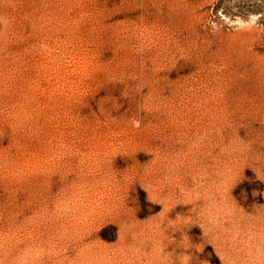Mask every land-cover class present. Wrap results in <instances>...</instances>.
I'll list each match as a JSON object with an SVG mask.
<instances>
[{
    "label": "rangeland",
    "instance_id": "obj_1",
    "mask_svg": "<svg viewBox=\"0 0 264 264\" xmlns=\"http://www.w3.org/2000/svg\"><path fill=\"white\" fill-rule=\"evenodd\" d=\"M0 264H264V0H0Z\"/></svg>",
    "mask_w": 264,
    "mask_h": 264
},
{
    "label": "bare ground",
    "instance_id": "obj_2",
    "mask_svg": "<svg viewBox=\"0 0 264 264\" xmlns=\"http://www.w3.org/2000/svg\"><path fill=\"white\" fill-rule=\"evenodd\" d=\"M225 173V172H224ZM227 174V173H226Z\"/></svg>",
    "mask_w": 264,
    "mask_h": 264
}]
</instances>
